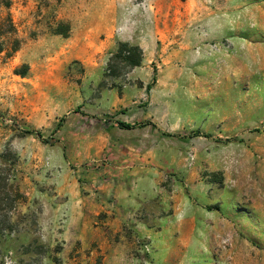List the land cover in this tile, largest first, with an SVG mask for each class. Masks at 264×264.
Returning a JSON list of instances; mask_svg holds the SVG:
<instances>
[{
	"label": "rangeland",
	"instance_id": "374dc122",
	"mask_svg": "<svg viewBox=\"0 0 264 264\" xmlns=\"http://www.w3.org/2000/svg\"><path fill=\"white\" fill-rule=\"evenodd\" d=\"M7 17L0 173L26 200L0 264H264V0H0ZM121 43L139 66L112 60ZM185 212L152 260L130 221Z\"/></svg>",
	"mask_w": 264,
	"mask_h": 264
},
{
	"label": "crops",
	"instance_id": "0c3cea01",
	"mask_svg": "<svg viewBox=\"0 0 264 264\" xmlns=\"http://www.w3.org/2000/svg\"><path fill=\"white\" fill-rule=\"evenodd\" d=\"M115 197L118 198L119 201L121 199H128L127 203L128 206H130V192L129 196L127 197L119 196V193L117 192ZM128 210L129 213L126 215V218L131 217L130 208H128ZM110 213L112 214V212ZM189 222L191 221L188 219L185 212L184 214L174 213V216L164 219L163 225L159 228L155 227L158 224H156V221H153V219H151L148 223L136 222L137 225L130 221V225H134L136 229L141 232L140 235L145 237L146 241L150 244L149 246H151V250L149 253L152 260L171 261L173 260L172 257L176 251V241H182L188 237L186 224ZM132 229L135 230V228ZM84 233L85 230H81L78 225L77 228H75V231L72 230V232H66V237L82 240L84 239ZM105 241L107 244L111 243L112 246V252L110 254L111 260L116 262H124L131 257L130 249L135 243V238L123 237L120 243H115L114 241H110L108 239H105Z\"/></svg>",
	"mask_w": 264,
	"mask_h": 264
},
{
	"label": "trees",
	"instance_id": "16d2710c",
	"mask_svg": "<svg viewBox=\"0 0 264 264\" xmlns=\"http://www.w3.org/2000/svg\"><path fill=\"white\" fill-rule=\"evenodd\" d=\"M9 6L10 2H7L6 7ZM11 31H13V24L9 17H7V19L0 25V53L5 50L4 36ZM70 31L71 28L68 24H60L54 30L56 34L65 37L69 36ZM17 50L18 46L13 49L14 52ZM142 58L143 55L140 47L132 46L128 43H121L115 54L112 56L113 61L120 60V62L124 63V65L129 68L139 66L142 62ZM21 75H26V72H22ZM118 124L123 129L131 130L139 126L149 125L150 123L130 124L126 122H118ZM21 131L25 135H37L39 138H42L41 132L37 130L22 129ZM9 182L8 176L0 173V242L16 231V224L12 222V214L17 209L19 202L26 200V196L18 188L11 187Z\"/></svg>",
	"mask_w": 264,
	"mask_h": 264
}]
</instances>
